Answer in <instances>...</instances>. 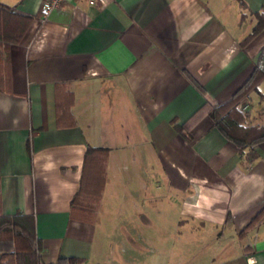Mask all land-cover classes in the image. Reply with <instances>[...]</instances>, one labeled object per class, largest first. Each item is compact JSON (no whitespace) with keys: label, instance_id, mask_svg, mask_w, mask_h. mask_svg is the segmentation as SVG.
Returning <instances> with one entry per match:
<instances>
[{"label":"crops","instance_id":"1","mask_svg":"<svg viewBox=\"0 0 264 264\" xmlns=\"http://www.w3.org/2000/svg\"><path fill=\"white\" fill-rule=\"evenodd\" d=\"M40 1L0 0L14 13L0 32L21 31L0 33V212L34 215L45 262L264 264V215L237 234L264 204V140L247 159L207 114L189 137L175 126L251 75L264 26L241 39L264 0H65L45 17ZM237 105L264 122V76ZM89 145L107 148L90 158L94 207L71 204Z\"/></svg>","mask_w":264,"mask_h":264},{"label":"trees","instance_id":"2","mask_svg":"<svg viewBox=\"0 0 264 264\" xmlns=\"http://www.w3.org/2000/svg\"><path fill=\"white\" fill-rule=\"evenodd\" d=\"M11 8L0 3V24L3 26L13 15ZM255 22L251 30L241 39L246 42L264 26V8L253 11ZM8 18V19H7ZM244 13L241 12V19ZM1 38L7 40H17L20 32L9 34L3 31ZM3 34V35H2ZM264 76V46L258 53L255 68L251 75L239 86L233 95L219 103L206 101L197 108L182 123L175 122V126L185 136L189 137V127L202 115L207 114L213 120L214 125L230 140H232L239 150H245L247 159L255 155L254 144L264 140V122L246 124V112L238 107L239 98L251 87H255L256 82ZM55 98V113L59 123L67 115H71L70 105L72 93L61 83H57ZM71 124L72 120L66 121ZM107 149L101 146H87L85 150V172L81 178L78 189L73 193L71 204H81L94 207L100 198L104 175L102 161L100 159L90 160L94 151ZM93 169L88 170V166ZM87 166V167H86ZM87 168V169H86ZM264 215V204L250 217V219L238 230L237 234L242 236L246 231ZM41 238L36 234L35 220L32 213L23 212L20 209L10 213L0 212V264H77L83 260L82 256L59 255L52 262H45L40 257Z\"/></svg>","mask_w":264,"mask_h":264},{"label":"built area","instance_id":"3","mask_svg":"<svg viewBox=\"0 0 264 264\" xmlns=\"http://www.w3.org/2000/svg\"><path fill=\"white\" fill-rule=\"evenodd\" d=\"M62 1L65 0H41L39 4V12L41 17H45L51 9L57 7ZM88 1L94 2L95 0Z\"/></svg>","mask_w":264,"mask_h":264},{"label":"rangeland","instance_id":"4","mask_svg":"<svg viewBox=\"0 0 264 264\" xmlns=\"http://www.w3.org/2000/svg\"><path fill=\"white\" fill-rule=\"evenodd\" d=\"M169 227H172V226H169ZM162 228H168V225H164V226H162ZM205 234L207 235L208 233L206 232ZM171 243H172V240H171V239H170V240H166V239H163V238H161V237H160V240L158 241L159 248H160L161 250L166 249V246H167L168 244L171 245ZM200 243H202V241H199V244H200ZM176 244H177V242H176Z\"/></svg>","mask_w":264,"mask_h":264}]
</instances>
